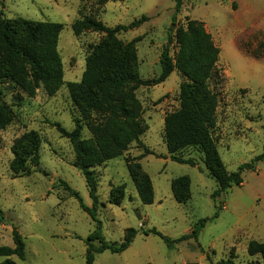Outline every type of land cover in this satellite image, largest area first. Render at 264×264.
Here are the masks:
<instances>
[{"label": "rangeland", "instance_id": "1", "mask_svg": "<svg viewBox=\"0 0 264 264\" xmlns=\"http://www.w3.org/2000/svg\"><path fill=\"white\" fill-rule=\"evenodd\" d=\"M175 0H0L4 19L21 18L39 23L60 24L57 53L61 60L63 85L53 96L39 88L27 96L9 81L0 83V103L12 112L11 123L0 131V247L12 248L15 229L24 242V259L0 257L13 264H85L87 248L92 264H216L231 260L234 264H264L260 254L249 255L248 245H264V162L242 174L240 187H232L215 200L211 194L216 183L208 177L199 151L188 148L181 153L195 166L170 160L163 139L164 118L179 108V92L184 78L174 71L163 83L142 86L135 97L142 108L146 126L138 142L117 158L93 170L98 186L96 214L101 235L106 242L119 245L127 229L137 232L131 245L119 254L95 253L97 241L86 242L96 231V224L69 197L60 182L78 193L82 203L91 208V200L81 174L72 167L74 153L69 141L50 123L66 132L74 129L73 120L81 119L66 88L78 83L85 69L90 48L99 44L104 34L86 31L75 36L74 21L91 17L107 28L129 25L145 16L140 27L120 33L118 41L135 38L137 73L142 81L155 80L160 74L159 59L163 49L172 58L178 52L176 33L185 29L186 19L202 23L219 54L216 77L208 82L217 94L214 139L222 163L229 173L249 164L264 151V35L245 32L229 16L225 0H182L174 18ZM174 18V19H173ZM252 23L243 21V25ZM174 26L172 29L171 27ZM258 56V57H257ZM100 117L82 121V139L92 136L91 127ZM34 131L41 140L39 165L30 176L14 179L9 170L11 146L24 133ZM145 150L153 155H144ZM138 164L147 175L153 203L143 205L128 174L127 164ZM190 179V200L177 204L171 194L172 180ZM124 186L118 205L109 201L111 188ZM208 221L196 240L188 239L168 248L154 229L171 240L191 232L198 221ZM147 232L145 235L144 233Z\"/></svg>", "mask_w": 264, "mask_h": 264}, {"label": "trees", "instance_id": "2", "mask_svg": "<svg viewBox=\"0 0 264 264\" xmlns=\"http://www.w3.org/2000/svg\"><path fill=\"white\" fill-rule=\"evenodd\" d=\"M182 0H175L174 18L180 12ZM173 18V19H174ZM147 21L145 16L132 21L129 25H118L107 28L91 17L74 21L71 30L75 36L86 31L104 34L103 40L90 48L86 58L85 69L78 83H67V92L81 115L73 120L74 129L66 132L57 123H50L61 137L67 139L74 153L72 167L83 177L91 200V208L86 207L78 193L65 182H60L69 197L75 198L84 211L96 224V231L89 235L86 242L97 241L99 247L95 253L109 251L119 254L128 249L137 232L127 229L122 242H106L101 235V223L97 219L99 199L97 196V178L93 170L105 162L120 157L129 146L139 141L146 126L142 120V108L135 97V91L142 86L159 85L177 71L185 80L180 87L179 108L164 118L163 139L170 160L194 167L191 159L181 155L185 149L192 148L202 155L204 169L216 183V190L211 194L215 200L227 193L232 187H240L242 174L252 172L258 163L264 162V151L249 164L240 165L235 172L229 173L222 163L214 139L216 128L217 94L213 93L208 82L216 77V63L219 51L214 46L210 35L203 24L186 19L185 29L176 33L178 52L175 58L163 49L159 64L160 74L152 81H142L137 73L135 43L140 38L123 43L116 36L140 27ZM62 30L60 24L39 23L21 18L4 19L0 15V83L9 81L19 87L27 96L33 97L35 91L42 88L48 96L55 95L63 85L61 60L57 53L58 36ZM258 57V56H257ZM97 115L98 122L91 127L92 136L82 139V121H88ZM10 109L0 103V131L12 121ZM41 140L39 135L30 131L17 138L11 146L12 160L9 170L14 179L30 176L39 165ZM144 155H153L145 150ZM128 174L137 195L143 205L153 203V194L147 175L138 164L128 162ZM170 190L174 201L179 205L186 204L191 198L190 179L187 176L171 181ZM124 186L111 188L109 201L114 205L123 199ZM197 222L191 232L176 240L162 236L152 229L148 233L159 237L168 248L188 239L196 240L198 233L208 221ZM4 222L0 211V224ZM145 235L147 232L144 233ZM12 248L0 247V257L12 256L23 260L24 242L19 233L11 232ZM249 255L260 254L264 259V245L251 242L248 245ZM93 263V255L87 248L85 264ZM1 264H13L5 260ZM216 264H234L231 260Z\"/></svg>", "mask_w": 264, "mask_h": 264}, {"label": "crops", "instance_id": "3", "mask_svg": "<svg viewBox=\"0 0 264 264\" xmlns=\"http://www.w3.org/2000/svg\"><path fill=\"white\" fill-rule=\"evenodd\" d=\"M225 5H227L231 20L236 26L242 28L236 32L237 35H243L245 32L254 34L258 31L264 35V0H225ZM245 20H251L252 23L243 25ZM263 42L264 40L260 41V43Z\"/></svg>", "mask_w": 264, "mask_h": 264}, {"label": "water", "instance_id": "4", "mask_svg": "<svg viewBox=\"0 0 264 264\" xmlns=\"http://www.w3.org/2000/svg\"><path fill=\"white\" fill-rule=\"evenodd\" d=\"M174 26L171 27V29L173 28Z\"/></svg>", "mask_w": 264, "mask_h": 264}]
</instances>
